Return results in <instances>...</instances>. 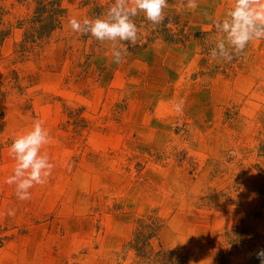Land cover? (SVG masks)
I'll use <instances>...</instances> for the list:
<instances>
[{
  "label": "rangeland",
  "instance_id": "374dc122",
  "mask_svg": "<svg viewBox=\"0 0 264 264\" xmlns=\"http://www.w3.org/2000/svg\"><path fill=\"white\" fill-rule=\"evenodd\" d=\"M113 3L0 0V264H261L264 39L213 59L233 0H168L117 64L69 25ZM35 120L55 167L21 201L9 149Z\"/></svg>",
  "mask_w": 264,
  "mask_h": 264
},
{
  "label": "clouds",
  "instance_id": "9594fccd",
  "mask_svg": "<svg viewBox=\"0 0 264 264\" xmlns=\"http://www.w3.org/2000/svg\"><path fill=\"white\" fill-rule=\"evenodd\" d=\"M179 7L196 9L198 0H178ZM168 0H114L103 16L95 19L73 17L69 25L74 33L90 34L100 42H111V55L119 64L129 55V46H142L144 37L134 17L143 13L152 27L161 24ZM168 27H171L169 22ZM216 36L209 55L213 59L231 61L244 52L249 43L264 39V0H233L232 6L222 20L215 21ZM174 110L182 113L185 101H174ZM42 120H35L31 130L20 133L13 140L9 152L16 161L13 174L6 183L15 185L16 196L21 201L31 199L32 189L44 185L55 167L49 154L42 152L43 146L50 143V135ZM8 216H14L15 210L9 209ZM264 264V250L257 253Z\"/></svg>",
  "mask_w": 264,
  "mask_h": 264
}]
</instances>
